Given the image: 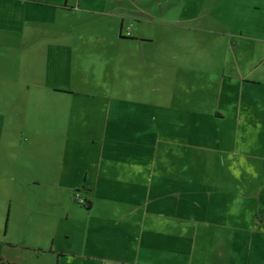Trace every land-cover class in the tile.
<instances>
[{"label": "crops", "instance_id": "obj_1", "mask_svg": "<svg viewBox=\"0 0 264 264\" xmlns=\"http://www.w3.org/2000/svg\"><path fill=\"white\" fill-rule=\"evenodd\" d=\"M45 15L59 19L64 34L53 38L65 36L64 42H71L69 31L79 18L97 28L107 25V36L125 47L151 43L161 26L165 38L210 37L225 48L185 55L195 59L190 71L196 75L209 70L206 63H218L208 72L217 100L191 116L171 112L173 69L165 73L164 88L153 83L148 97L134 101L88 87L49 88L56 95L52 115L19 120L6 163L22 171L33 167L32 183L47 189L48 207L77 204L84 231L80 244L69 245L57 240L70 238V230L59 234L50 222L36 225L31 233L38 237L30 244L21 237L28 249L56 255V264L67 255L102 264H264V241L257 239L264 236V0H0V58L13 49L3 44L10 35L22 43L29 21ZM124 105L134 107L128 141ZM186 122L190 129L196 124V148ZM240 130L241 160L234 148ZM23 137L34 140L26 147ZM46 138L52 147L35 148ZM17 176L24 178L19 171ZM76 190L88 207L73 200ZM35 213L15 201L10 236L49 216L45 209Z\"/></svg>", "mask_w": 264, "mask_h": 264}, {"label": "rangeland", "instance_id": "obj_2", "mask_svg": "<svg viewBox=\"0 0 264 264\" xmlns=\"http://www.w3.org/2000/svg\"><path fill=\"white\" fill-rule=\"evenodd\" d=\"M72 20L75 22L76 18ZM59 24L57 17L49 15L30 20L29 36L21 43L17 41L14 34L10 35L12 41L3 44L13 49L0 58V84L5 85V90L0 89L2 94L0 96V129L9 130L11 135L13 133L12 137H8L11 135L5 132H3L5 136L0 135V259L16 264H56V255L49 253L36 255L23 243L22 238L30 244L32 237H38L33 236L35 231L32 227L36 225H46L50 222V228L58 230L59 234L70 230V238L62 237L57 240L61 244H80L79 232L84 231L81 226L84 224L85 215L79 211L81 208L77 204L71 201L70 204L73 207H70L68 204L63 206L61 202L60 204L52 202V206L48 207L44 201L47 189L32 183V178L36 177L33 167L28 164V168L24 166L22 171L6 163L8 151L14 148L15 139L19 135L18 127L22 123L19 120L25 118L27 120V117L37 114L52 115L53 100L56 95L49 88L53 85H68L75 90L79 91L83 88L82 90L85 91L88 87L92 88L90 91L104 94L115 92L121 94L126 101H134L140 97H148V88L153 83L164 88L166 78L169 77L165 73L173 69V82L176 84L173 89L174 101L171 112L174 117L191 116L193 112H198L199 108H210L212 101L217 100L219 96L213 93L214 75L208 73L210 68L218 66V63H206L205 66L209 70L206 69L201 75H196L190 71L196 65L195 59L185 57L188 52L194 51L200 54L210 52L215 49V46L218 47L219 52H222L220 50L225 48V44L220 43L218 46V43L213 42L210 37L191 40L182 39L176 35L168 39L167 35L165 38L166 33L160 26L155 29L157 37L151 43L125 47L116 41L113 42L111 37L107 36L111 30L107 25L97 28L94 25L81 23L78 18L74 30L69 31L71 42H64L65 36L53 38V35L64 34L62 30H59ZM104 34L106 37L103 36ZM85 35H93V38L85 41L83 37ZM0 46H2L1 43ZM64 46H67V49ZM70 50L71 56L68 57L65 51ZM41 99H45L44 103H41ZM220 100L223 104L227 102L225 97ZM133 111L134 107L131 105H124L121 111L123 124L126 125L124 133L127 141L130 137L127 135L132 131L130 127H132ZM186 124L187 122L184 126ZM195 125H192L190 129L187 124L184 130L191 132L188 141L192 147L196 148L197 136L194 131L197 127ZM232 138L233 135L230 140ZM237 139L234 148H237V158L241 160L245 153L241 130ZM32 140L34 139L22 138L26 147L31 145L29 143ZM49 140L52 142L51 138ZM51 142L46 138L35 148H50L53 145ZM258 156L261 157V155ZM167 160L162 159V161ZM173 160L175 161L174 158ZM18 171L24 175V178L17 176ZM15 201H20L26 209L36 213L45 209L49 211V216L45 218L38 216L35 221H30L29 230L26 229L23 234L19 230L17 235L12 237L9 233V211ZM68 212L69 216L66 215ZM257 239L263 243L264 236L260 235ZM59 260L60 264H102L101 261L85 259L79 255L61 256Z\"/></svg>", "mask_w": 264, "mask_h": 264}, {"label": "trees", "instance_id": "obj_3", "mask_svg": "<svg viewBox=\"0 0 264 264\" xmlns=\"http://www.w3.org/2000/svg\"><path fill=\"white\" fill-rule=\"evenodd\" d=\"M80 191H81V190H76V191H74V192L72 193V198H73V200H74L75 202H77L79 205H81V206H83L84 208H86V207H88V202H86L82 197H81V198L84 200L83 202H79V201H76V200L74 199V196L77 195V194H78L79 196H81ZM0 264H16V263L9 262V261L4 260V259H0Z\"/></svg>", "mask_w": 264, "mask_h": 264}, {"label": "built area", "instance_id": "obj_4", "mask_svg": "<svg viewBox=\"0 0 264 264\" xmlns=\"http://www.w3.org/2000/svg\"><path fill=\"white\" fill-rule=\"evenodd\" d=\"M74 199L79 202H83L84 200L78 194L74 196Z\"/></svg>", "mask_w": 264, "mask_h": 264}]
</instances>
